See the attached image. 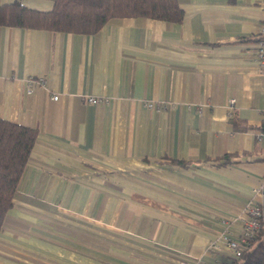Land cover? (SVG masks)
Wrapping results in <instances>:
<instances>
[{"label":"crops","instance_id":"crops-1","mask_svg":"<svg viewBox=\"0 0 264 264\" xmlns=\"http://www.w3.org/2000/svg\"><path fill=\"white\" fill-rule=\"evenodd\" d=\"M178 1L179 22L0 25V117L38 131L0 229V264L229 262L217 237L240 236L248 206L264 204L254 128L264 75L252 52L264 0ZM234 116L250 127L233 128Z\"/></svg>","mask_w":264,"mask_h":264},{"label":"trees","instance_id":"trees-1","mask_svg":"<svg viewBox=\"0 0 264 264\" xmlns=\"http://www.w3.org/2000/svg\"><path fill=\"white\" fill-rule=\"evenodd\" d=\"M122 16H146L179 22L183 10L178 0H53L51 8L46 10L26 6L21 0L0 4V25L54 31L94 33L109 20ZM231 123L239 130L250 127L236 116L231 118ZM254 128L264 133V120ZM37 134V129L32 126L0 117V229L6 211L13 205ZM176 162L185 163L182 160ZM225 264H264V217L242 254Z\"/></svg>","mask_w":264,"mask_h":264},{"label":"built area","instance_id":"built-area-1","mask_svg":"<svg viewBox=\"0 0 264 264\" xmlns=\"http://www.w3.org/2000/svg\"><path fill=\"white\" fill-rule=\"evenodd\" d=\"M254 46L253 55L257 61L259 70L264 75V23L259 24L253 33ZM35 80L32 77L27 78V84ZM38 82H42V78H38ZM264 95V92H263ZM53 99L57 98L56 94L52 95ZM98 100L95 96H89L88 101L95 103ZM230 103H234V99L230 100ZM152 105V103H149ZM247 218L244 219L243 226L240 232V236L232 237L227 232H222L216 239V241H221L224 246L229 251L230 258L238 257L247 247L248 240L253 238L261 226V219L264 217V204L258 202H252L247 209ZM215 242L211 243L214 246ZM180 264H224L219 261H206L201 258L196 259H186L182 260Z\"/></svg>","mask_w":264,"mask_h":264}]
</instances>
